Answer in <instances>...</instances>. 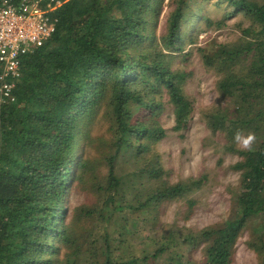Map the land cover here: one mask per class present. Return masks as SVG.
I'll return each mask as SVG.
<instances>
[{"label": "trees", "instance_id": "16d2710c", "mask_svg": "<svg viewBox=\"0 0 264 264\" xmlns=\"http://www.w3.org/2000/svg\"><path fill=\"white\" fill-rule=\"evenodd\" d=\"M61 1L52 37L22 57L16 100L0 106V264L192 262L170 248L165 234L144 236L146 246L155 238L151 250L135 249L133 240L143 228L157 233L164 201L202 184L164 178L155 145L166 135L164 95L175 129L189 122L188 74L173 68V52L184 50L198 5L209 0ZM215 2L250 21L239 39L201 49L219 73L218 90L233 100L205 116L225 135V149L238 155L232 167L241 191L231 217L183 238L193 248L202 244L201 264H232L248 230L247 245L264 264V0ZM165 6L166 29L158 38ZM97 123L104 130L96 131ZM237 133L252 137L250 147L237 146ZM76 191L85 200L74 205Z\"/></svg>", "mask_w": 264, "mask_h": 264}, {"label": "rangeland", "instance_id": "374dc122", "mask_svg": "<svg viewBox=\"0 0 264 264\" xmlns=\"http://www.w3.org/2000/svg\"><path fill=\"white\" fill-rule=\"evenodd\" d=\"M168 3L166 0L165 5ZM201 10L196 22L188 26V33L184 50L174 51L173 68H181L188 75L184 88L192 104L189 122L182 129H175L174 108L164 95L163 109L160 113V124L166 129L165 137L155 145L161 157V164L165 169L167 180L172 183L202 179L199 188L194 189L175 200L164 201L157 213V233L142 229V234L134 237L135 249L147 248L151 250L155 245V238L160 239L163 234L169 238L170 248L178 251L184 261L193 257L186 264H201L202 244L193 248L183 238L185 231L198 230L213 224H221L233 215L234 196L241 191L240 173L232 165L238 160L235 152L225 149L227 139L222 132H214L207 123V116L211 109L218 105L233 103L228 96L222 95L217 87L219 73L210 67L203 59V52L212 51L217 43L239 39L242 34L241 26H247L250 21L241 13L230 14L231 6L215 0L198 5ZM168 7L165 6L159 20L156 22L158 38L165 31ZM206 17L210 20L205 21ZM193 17V12L189 15ZM223 20L221 25L219 22ZM193 42H190V41ZM160 101V96H157ZM96 131L101 132V125L95 124ZM244 138L249 136L242 135ZM253 140V139H252ZM237 146L244 148L243 143ZM95 158L98 150L90 149ZM103 174L108 168L103 167ZM85 200L83 192H75L69 199L74 205ZM195 203L191 206V202ZM141 217H144L142 215ZM189 229V230H188ZM144 230V231H143ZM151 234L148 245L144 244V236ZM250 231L241 234L235 246L232 264H257L256 253L247 245ZM181 242V243H180Z\"/></svg>", "mask_w": 264, "mask_h": 264}, {"label": "built area", "instance_id": "2783aa9c", "mask_svg": "<svg viewBox=\"0 0 264 264\" xmlns=\"http://www.w3.org/2000/svg\"><path fill=\"white\" fill-rule=\"evenodd\" d=\"M3 0L0 3V106L16 100V78L24 54L42 46L56 31L61 0Z\"/></svg>", "mask_w": 264, "mask_h": 264}, {"label": "clouds", "instance_id": "9594fccd", "mask_svg": "<svg viewBox=\"0 0 264 264\" xmlns=\"http://www.w3.org/2000/svg\"><path fill=\"white\" fill-rule=\"evenodd\" d=\"M235 140L237 143H243V146L245 148H248L251 145L252 137L249 136L248 138H244L240 133H237L235 136Z\"/></svg>", "mask_w": 264, "mask_h": 264}]
</instances>
